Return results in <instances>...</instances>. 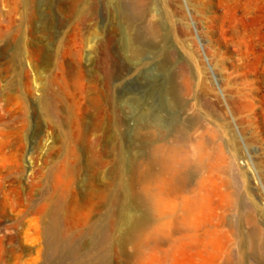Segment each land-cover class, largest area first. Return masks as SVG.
I'll return each instance as SVG.
<instances>
[{
	"label": "rangeland",
	"instance_id": "rangeland-1",
	"mask_svg": "<svg viewBox=\"0 0 264 264\" xmlns=\"http://www.w3.org/2000/svg\"><path fill=\"white\" fill-rule=\"evenodd\" d=\"M170 83L188 106L172 105ZM178 112L192 125L175 141L184 153L210 129L221 139L193 167L214 193L198 231L209 248L194 258L180 234L164 238L171 264H264L252 238L255 223L264 237V0H0V264L98 255L93 227L117 215L86 193L112 189L138 123L153 125L147 151ZM147 246L108 264H137Z\"/></svg>",
	"mask_w": 264,
	"mask_h": 264
},
{
	"label": "bare ground",
	"instance_id": "bare-ground-1",
	"mask_svg": "<svg viewBox=\"0 0 264 264\" xmlns=\"http://www.w3.org/2000/svg\"><path fill=\"white\" fill-rule=\"evenodd\" d=\"M154 18L155 17H153V20L151 19V30H149L153 36H159V26H162L160 25V20L162 18L161 16L157 19ZM129 22L131 23L132 21ZM173 85L174 84L172 83L169 88L172 105L174 102L173 106L177 107L179 106L178 103L180 102V105L182 104L181 107H184L185 105L188 106V104L183 105L184 101H179L181 98L177 100L179 102L175 100L176 92L179 91H176L177 89ZM188 86V91H190L191 84ZM193 96L196 97L195 95ZM209 122L210 121H208V123ZM212 126H214V124H212ZM150 128H153V125L147 121V119L136 125L133 132V137L131 141H129L127 147L128 152L125 151L129 154L127 163L124 164L121 161L119 164L117 168L118 175L114 180L112 189L105 191L98 189L99 187L97 189L92 187L86 193L97 198L103 208L109 210L110 212L111 210L116 211V224L106 228H103V225L100 227L94 226L92 230V232L94 231V237L92 241L89 242L88 248L90 249L91 246H98L101 247V252H99L98 255H96L93 259H77L74 261V264H108L109 251L118 248L120 252L123 253L128 245H134L137 251L141 252L139 250L148 244L152 245L151 250H153L154 254L152 256L150 255L151 257L149 256V258H146L145 255L143 257L142 255L140 259H138L137 264H171L173 258V246L170 245L168 249H163V246L165 245L163 239H171L170 237L175 234L181 235V238H178L179 241H188L184 242L185 246H188L190 254L194 258L209 248L208 243L211 233L206 232L204 236H202L198 233V231L200 230L203 223V212L206 209H210L214 205V193L208 191L211 190L208 186H206L208 185V181L198 180L196 178V175L193 172V167L195 165L201 167L205 161L210 158V149L214 150V137L215 139L220 137L219 135L214 136V130L209 128L210 130L208 129L209 131H207L206 137H201L198 140L190 139V150L184 153L182 148H180L178 145H175V141L186 135L187 132L192 129V125L183 118L181 112H178V114L176 113V115L171 119L170 124L163 128L165 134L155 136V139L152 142H149V150L146 151L144 142L141 143L140 141L142 138L140 139L139 135L141 134L139 133L142 130H149ZM144 163L148 165L147 171L146 169H143L144 167L142 168ZM136 182H139L140 184V189L138 190L135 189V187L133 189V185ZM157 186L163 189L168 200L175 201V210H165L164 208L158 207L156 205L154 193L159 190ZM212 187L214 190V186ZM146 188H151L153 195L146 193ZM154 213L155 216H157V221L151 217V215ZM158 219L161 220L159 221ZM49 221L53 220L49 219L48 222ZM49 224L50 227H52L51 224L53 225L54 223ZM55 233L56 232H53V230L50 233L49 248L51 251L53 249L55 250V243L57 242L58 238ZM252 238H254V244L262 245V242L264 244V237L262 236V233L260 232L256 223L255 234ZM61 248L63 249V247ZM71 252L73 256H77L79 253L76 248H71ZM56 256L61 258V255ZM56 259L52 258L51 260L52 262L58 263V260Z\"/></svg>",
	"mask_w": 264,
	"mask_h": 264
},
{
	"label": "clouds",
	"instance_id": "clouds-1",
	"mask_svg": "<svg viewBox=\"0 0 264 264\" xmlns=\"http://www.w3.org/2000/svg\"><path fill=\"white\" fill-rule=\"evenodd\" d=\"M157 187L159 190L154 193V200H155L156 205L158 207L164 208L165 210H175V207H176L175 201L168 200L163 189L159 188V186ZM145 191L149 195H153L151 188H146Z\"/></svg>",
	"mask_w": 264,
	"mask_h": 264
}]
</instances>
